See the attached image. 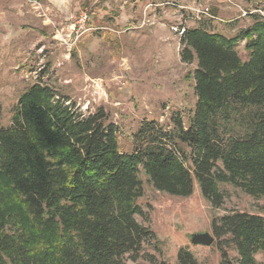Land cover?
Masks as SVG:
<instances>
[{"label":"trees","instance_id":"1","mask_svg":"<svg viewBox=\"0 0 264 264\" xmlns=\"http://www.w3.org/2000/svg\"><path fill=\"white\" fill-rule=\"evenodd\" d=\"M228 38L210 23L180 29V60L196 67L186 126L142 121L123 152L103 109L85 114L39 80L0 127V264H167L158 259L148 217L137 201L140 175L174 197L197 188L213 207L222 185L264 200V15ZM213 19V18H211ZM245 42L248 59L236 45ZM219 264H264V216L231 212L213 219ZM262 256V262L255 255ZM176 264H199L187 247Z\"/></svg>","mask_w":264,"mask_h":264},{"label":"rangeland","instance_id":"2","mask_svg":"<svg viewBox=\"0 0 264 264\" xmlns=\"http://www.w3.org/2000/svg\"><path fill=\"white\" fill-rule=\"evenodd\" d=\"M264 15V0H0V127H7L18 97L41 72L45 83L85 114L102 108L118 130L120 150H131V136L142 121L171 128L174 114L186 126L194 109L192 64L180 60V29L210 23L231 38ZM84 16L87 17L85 25ZM213 18V19H211ZM245 42L236 45L248 59ZM137 203L159 244L148 250L167 264L187 247L199 264H219L220 252L192 246L189 236L211 232L213 219L231 212L264 216V200L222 185L224 203L213 208L194 185L189 197L156 191L143 174ZM236 264L232 246L225 247ZM262 262L260 254L255 255Z\"/></svg>","mask_w":264,"mask_h":264},{"label":"water","instance_id":"3","mask_svg":"<svg viewBox=\"0 0 264 264\" xmlns=\"http://www.w3.org/2000/svg\"><path fill=\"white\" fill-rule=\"evenodd\" d=\"M189 241L192 246L209 247L213 244L214 238L209 233H196L189 236Z\"/></svg>","mask_w":264,"mask_h":264},{"label":"built area","instance_id":"4","mask_svg":"<svg viewBox=\"0 0 264 264\" xmlns=\"http://www.w3.org/2000/svg\"><path fill=\"white\" fill-rule=\"evenodd\" d=\"M84 18H85V20H84V22H83V26L85 25V22H86V20H87V17L86 16H84Z\"/></svg>","mask_w":264,"mask_h":264}]
</instances>
